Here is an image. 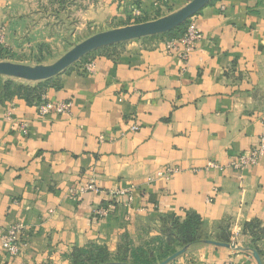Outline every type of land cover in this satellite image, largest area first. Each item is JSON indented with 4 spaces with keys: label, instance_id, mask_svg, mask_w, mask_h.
Returning a JSON list of instances; mask_svg holds the SVG:
<instances>
[{
    "label": "crops",
    "instance_id": "0c3cea01",
    "mask_svg": "<svg viewBox=\"0 0 264 264\" xmlns=\"http://www.w3.org/2000/svg\"><path fill=\"white\" fill-rule=\"evenodd\" d=\"M185 1L155 9L151 0H83L71 30L144 22ZM38 2L0 0L2 48L26 52L20 39L29 30L18 20L36 18ZM193 20L202 38L186 64L165 53L163 34L101 48L91 72L75 64L47 80L41 100L71 102L65 115H39L33 98L0 100V234L23 226L20 253L0 247V264H72L76 252L97 248L114 258L157 245L191 213L213 234L228 228L238 246L260 248L264 263V158L226 168L264 135V4L213 0ZM167 169L169 177L157 175ZM90 181L101 194L69 198ZM108 204L106 216L95 213ZM228 259L257 264L250 252L212 244L173 264Z\"/></svg>",
    "mask_w": 264,
    "mask_h": 264
},
{
    "label": "rangeland",
    "instance_id": "374dc122",
    "mask_svg": "<svg viewBox=\"0 0 264 264\" xmlns=\"http://www.w3.org/2000/svg\"><path fill=\"white\" fill-rule=\"evenodd\" d=\"M189 1L191 0H186L177 7L168 10L165 14H162V16L156 15L152 18H147V19L155 20L157 19L156 17L158 18L163 17L171 12L180 9ZM35 5L37 10H39V13L36 14L37 16L36 18L31 19L28 22V25L27 23H25L24 26L22 25L24 21L22 19L18 20L22 28H25L27 26L26 30H29L27 33L23 32L24 34L23 36H21L20 39L22 46L26 48L25 49L26 52H22L21 54L18 52H8V53L6 52L0 54V62H13V63H20L30 66L49 65L57 61L60 57H62L75 44L83 41L84 39L94 34L111 30L113 29V27L118 26L116 24L114 25L110 24L108 26H104L100 28L99 27L89 28L88 30L81 31L78 34H75L74 32H72L71 28L76 23L75 15H77L78 11L81 10L80 13H82V10L84 11L86 8V5L83 4V0H43V1L39 0V2ZM124 25L127 26L130 24H124ZM89 56L90 54H88L84 58ZM83 59H81V61ZM166 231L167 229L165 228L164 235L165 233H167ZM175 233H177V231ZM225 235H227L229 244L234 243L233 240L232 241L230 240L231 236L228 231V228H225L222 231L220 237L221 236L225 237ZM198 236L202 240H212V241L217 240V236L204 227L198 229ZM234 244L237 245L236 243ZM164 247L166 249L168 247L169 251H175V253L182 249L181 247H178V245L175 244L173 238L171 240L169 239L166 240ZM150 248L148 247L147 249H143L144 251H142L143 252L142 258L152 257V253H150ZM152 248L154 250L153 246ZM117 261H119L118 258L117 259L111 258L109 260L110 263ZM129 262H131V260H129Z\"/></svg>",
    "mask_w": 264,
    "mask_h": 264
},
{
    "label": "water",
    "instance_id": "95a60500",
    "mask_svg": "<svg viewBox=\"0 0 264 264\" xmlns=\"http://www.w3.org/2000/svg\"><path fill=\"white\" fill-rule=\"evenodd\" d=\"M212 1L213 0H191L180 9L155 20L130 24L94 34L75 44L62 57L49 65L30 66L13 62H0V76L27 82H41L51 79L78 63L88 54L101 48L169 33L184 25L190 18L198 14ZM206 244L224 247L236 252H250L257 264H263L259 255L255 251H250L247 247L237 246L234 243L220 244L213 241H209ZM187 249V247L182 248L159 264H168L172 262L184 254ZM106 264L123 263L111 262Z\"/></svg>",
    "mask_w": 264,
    "mask_h": 264
},
{
    "label": "trees",
    "instance_id": "16d2710c",
    "mask_svg": "<svg viewBox=\"0 0 264 264\" xmlns=\"http://www.w3.org/2000/svg\"><path fill=\"white\" fill-rule=\"evenodd\" d=\"M144 20L146 21V19ZM138 22L141 23L142 20L137 21L136 23ZM185 26L186 23L178 27L177 29L173 30L172 32L164 34V36H166L165 41L171 38H177L181 36L185 30ZM99 51L100 50L93 52L92 54H90L89 57H86L82 61L80 60L78 63H76V65L85 64L89 62V60ZM6 52L8 53V51L5 50L4 48H0V54ZM14 79L15 78L0 76V100L10 99L11 96L15 95L26 98L27 100L33 98V100L36 101L37 103L42 101L41 97L46 93V88L47 85L49 84V81L46 80V82L37 83V86L35 87H30V85H18L17 83H14V81H12ZM202 227H203V222L198 215L194 213L188 214L186 220L183 223H179L177 220H175L172 221L171 225L166 228L167 233H165V240L163 241L159 240L158 244L153 246L154 250L152 247L150 248V253H152L151 258H147V257L142 258L143 256L142 251H144L142 248L131 249V250H129V248H125L120 255L114 257V259L117 258L119 259V261L115 263L159 264L160 261L167 259L169 256L175 253V251H169L168 247L167 249L164 247L166 240L168 239L171 240L173 238V241L175 242L176 245H178V247L181 248L187 247L188 249L194 245L206 244L207 242L212 241V240H202L201 238H199L198 229ZM249 229L250 231L254 230V232L259 233V235L263 234L262 230L259 227L250 226ZM176 231L177 233H175ZM222 231L219 235H216L217 240L213 242H217L220 244H229L227 235H225V237L222 236L220 237ZM248 248L250 249V251H255L259 255L260 259L262 258V251L260 248L254 246ZM110 259L111 258L109 254L104 249L97 248L93 250H80L74 254L72 258V264H106L109 262ZM129 260H131V262H129ZM175 261L176 259L168 264H173Z\"/></svg>",
    "mask_w": 264,
    "mask_h": 264
},
{
    "label": "built area",
    "instance_id": "2783aa9c",
    "mask_svg": "<svg viewBox=\"0 0 264 264\" xmlns=\"http://www.w3.org/2000/svg\"><path fill=\"white\" fill-rule=\"evenodd\" d=\"M155 9H160L164 6L167 0H151ZM264 4V0H259ZM136 15L139 14L136 11ZM4 30L0 28V48L3 46L4 42ZM202 38L201 33L196 27V24L193 20V17L186 22L185 30L183 34L177 38H171L164 41V51L166 54L175 56L179 58L186 64L191 53L193 52L195 45ZM84 69L87 72H91L93 69L92 63H86ZM71 102L61 101V102H52L46 98L42 99V102L38 105V113L41 116H46L50 113H56L58 115H65L70 112ZM25 125L22 126L23 132H25ZM139 128L137 125L131 127L132 131H137ZM260 158H264V135L259 138V141L256 146L251 148L248 154L241 155L236 159L232 160L226 165V168L236 171H243L246 168L257 164ZM211 167H218L214 163L208 164ZM174 170L167 169L165 172H158L159 177H169ZM88 192H93L96 194H101L102 191L94 184L93 181H90L87 184H78L73 186L68 190L69 198L76 200ZM122 192H108L110 197L119 196ZM111 205L108 204L104 208H98L95 213L101 216H106L111 209ZM23 230V226L20 223L13 224L5 229L0 234V247L1 249L10 257H16L20 253L21 241L20 235ZM223 264H240L232 259H228Z\"/></svg>",
    "mask_w": 264,
    "mask_h": 264
}]
</instances>
